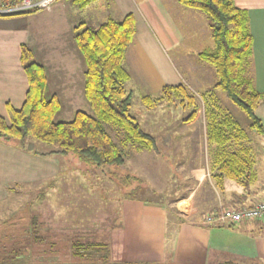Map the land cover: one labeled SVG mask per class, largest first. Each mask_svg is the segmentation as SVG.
I'll list each match as a JSON object with an SVG mask.
<instances>
[{
    "label": "crops",
    "instance_id": "1",
    "mask_svg": "<svg viewBox=\"0 0 264 264\" xmlns=\"http://www.w3.org/2000/svg\"><path fill=\"white\" fill-rule=\"evenodd\" d=\"M100 1L105 20L133 15L135 35L124 63L132 59L136 62L135 69L141 73L139 80L144 88L151 89L150 84L160 92L165 85H182L192 91L188 84L201 88L207 78L212 80L214 71L209 65L199 60L195 65L187 60L212 46L209 21L204 14L182 7L178 0ZM234 3L248 14L253 54L247 76L262 93L264 0H234ZM4 8H9L7 0H0V9ZM78 9L69 0H54L48 11L0 17V116L6 122L8 106L19 110L28 90L20 59L23 44L32 54L34 50L43 53L44 59L39 64L45 68L46 92H49L46 96L55 95L61 103L83 104L84 64L73 36L78 27L83 28L88 22L77 16ZM172 53L187 64L186 76L175 65ZM212 87L201 92L211 91ZM126 92L132 97L131 91ZM74 112L71 111L72 116ZM202 137L206 141L205 127ZM62 156L67 157L40 156L22 145L18 148L0 144V200L7 197L8 186L15 184L29 190L35 184L44 186L46 180L57 178ZM254 156L256 180L248 188L234 190L227 180L219 189L207 172L208 184H198L189 196L180 199V204L176 203L178 199L159 203L122 196L117 207L118 223L108 228L106 234L112 258L121 264H264V220L236 226L203 222V216L218 205L238 209L264 200V159L255 153ZM199 212H203L202 216L197 217Z\"/></svg>",
    "mask_w": 264,
    "mask_h": 264
},
{
    "label": "trees",
    "instance_id": "2",
    "mask_svg": "<svg viewBox=\"0 0 264 264\" xmlns=\"http://www.w3.org/2000/svg\"><path fill=\"white\" fill-rule=\"evenodd\" d=\"M21 1L7 0V4L13 8ZM69 1L84 9L97 0ZM178 3L204 14L209 21L212 46L197 53L196 57L213 69L216 82L212 89L222 91L249 120V128L264 135L263 120L256 114L264 100V92H258L253 79L247 76L253 54L248 14L237 8L234 0H178ZM37 11L0 12V17ZM78 28L73 40L84 64L83 97L91 113L78 110L71 121H53L60 110V101L55 95L46 96L45 68L33 60L32 51L23 44L20 59L28 90L19 110L8 106V122L0 116V144L12 146L24 144L27 139L34 140L50 148L44 155H72L87 165L110 169L124 162L118 145L103 127L110 124L124 133L121 143L125 146L157 153L155 138L145 132L131 114V97L125 89L129 74L124 68V58L135 35L133 15L129 13L118 20L109 18L96 28ZM212 95L209 90L199 96L203 104L206 142L213 146L211 177L219 189L227 180L248 188L256 180L253 150L247 143L245 131L217 105ZM175 100L182 106L197 107L196 97L182 85H165L158 96L141 98L149 109ZM194 114L183 121H189ZM118 178L124 186L138 180L129 173ZM137 188L130 190V197H136ZM67 248L68 252L61 261L55 258L57 260L43 264H120L111 261L107 242L71 240ZM20 254L0 256V264H39L22 259Z\"/></svg>",
    "mask_w": 264,
    "mask_h": 264
},
{
    "label": "rangeland",
    "instance_id": "3",
    "mask_svg": "<svg viewBox=\"0 0 264 264\" xmlns=\"http://www.w3.org/2000/svg\"><path fill=\"white\" fill-rule=\"evenodd\" d=\"M101 4L102 1L98 0L85 9H78L77 16L88 22L84 27L95 28L106 19ZM33 52L35 62L43 61L42 52ZM171 58L180 73L186 76L187 64H183L174 53ZM187 60L195 65L199 64L196 57ZM136 66L133 59L124 63V68L130 75V80L125 83L126 91L132 93L130 111L141 128L155 138L157 153L139 151L131 145L125 146L121 143L124 133L110 124H105L104 129L121 151L123 165L110 169L96 168L67 155L61 157V172L57 178L46 180V185L35 184L29 190L20 189L15 184L8 186L10 189L7 190V197L0 200V256L21 253L22 259L39 264L57 259L61 261L68 252L67 247L71 240L107 242L108 228L118 223L119 199L122 196L129 197L130 190L136 186L138 188L135 196L140 199L159 203L178 199L176 203L180 204V199L189 196L198 184H208V177L205 175L210 172L213 146L202 137L205 123L203 104L198 95L212 87L216 80L215 73L212 80L207 78L201 88L192 83L188 84L192 91L186 90L196 97V108L182 106L175 100L171 103L162 102L149 109L142 103L141 98L146 94L151 97L158 96L160 92L154 90L150 84L149 90L140 84L141 73L135 69ZM211 93L217 105L245 131L247 143L255 155L264 159V135L249 128V120L230 103L222 91L211 89ZM82 99L88 106L85 99ZM84 102L82 105L60 102V110L53 121H71V111L90 113L89 108L84 107ZM150 111V114L146 113ZM193 112V118L184 122ZM256 114L262 118L264 124V100ZM21 145L30 148L32 154L35 151L40 156H49L44 154H48L50 148L42 147L34 140L27 139L24 144L15 143L11 147L19 148ZM126 173L135 175L138 180L124 186L118 177ZM227 182L234 190L241 188L232 181ZM202 213H196L197 217L202 216ZM111 261L117 262L112 255Z\"/></svg>",
    "mask_w": 264,
    "mask_h": 264
},
{
    "label": "built area",
    "instance_id": "4",
    "mask_svg": "<svg viewBox=\"0 0 264 264\" xmlns=\"http://www.w3.org/2000/svg\"><path fill=\"white\" fill-rule=\"evenodd\" d=\"M54 0H40L32 2L31 0H22L19 5L13 8L0 10L2 13L30 10H49ZM264 220V200L257 202L252 206H242L238 209L225 208L218 205L203 216V222L206 225H226L236 226L249 221Z\"/></svg>",
    "mask_w": 264,
    "mask_h": 264
}]
</instances>
